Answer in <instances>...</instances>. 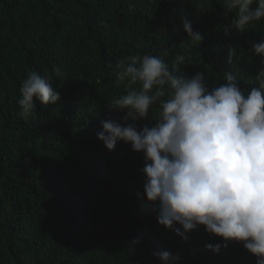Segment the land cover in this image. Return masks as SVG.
<instances>
[{
	"label": "trees",
	"instance_id": "16d2710c",
	"mask_svg": "<svg viewBox=\"0 0 264 264\" xmlns=\"http://www.w3.org/2000/svg\"><path fill=\"white\" fill-rule=\"evenodd\" d=\"M181 15L204 37L199 48L182 44ZM233 16L222 0L202 9L190 0H0V264H160L157 243L180 264H255L242 243L223 247L203 226L184 240L142 213L143 154L123 141L110 152L97 138L103 121L125 123L124 113L107 110L123 93L107 64L129 55L168 48L171 67L187 52L181 74L203 71L211 87L232 72L242 90L255 86L261 65L251 45L264 40V20L226 36ZM29 72L51 77L61 99L37 103L25 121L18 100ZM153 123L150 113L136 125Z\"/></svg>",
	"mask_w": 264,
	"mask_h": 264
},
{
	"label": "clouds",
	"instance_id": "9594fccd",
	"mask_svg": "<svg viewBox=\"0 0 264 264\" xmlns=\"http://www.w3.org/2000/svg\"><path fill=\"white\" fill-rule=\"evenodd\" d=\"M190 2L202 9L207 0ZM222 7L226 16L234 14L223 28L226 36L247 33L264 20V0H222ZM180 21L188 37L182 44L189 51L199 48L204 37L186 15ZM251 50L261 67L248 91L232 72L224 74V83L211 87L203 71L191 77L181 74L178 66L190 56L177 55L170 67L164 58L168 48L160 55L135 54L109 62L123 93L108 101L107 110L124 113L125 123L103 121L97 138L110 152L123 141L143 154L146 200L136 193L142 213H155L159 225L184 240L203 226L210 236L222 239L223 247L242 243L255 264H264V40L252 43ZM236 55V48L229 47L227 63L233 64ZM53 72L63 76L59 67ZM19 91V116L25 121L37 103L55 105L61 99L51 77L37 72L28 73ZM150 113L154 123L138 129L136 122ZM141 239L136 237L131 245ZM155 248L153 256L160 264H180L179 255L158 243ZM205 248L218 253L221 244Z\"/></svg>",
	"mask_w": 264,
	"mask_h": 264
}]
</instances>
